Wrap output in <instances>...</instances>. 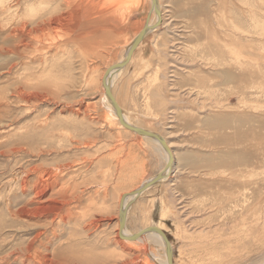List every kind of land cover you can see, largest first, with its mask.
<instances>
[{"label":"rangeland","instance_id":"374dc122","mask_svg":"<svg viewBox=\"0 0 264 264\" xmlns=\"http://www.w3.org/2000/svg\"><path fill=\"white\" fill-rule=\"evenodd\" d=\"M159 2L161 24L109 89L129 121L163 137L174 157L168 178L131 202L124 226L136 234L159 225L174 264H264V0ZM39 7L0 0V258L13 246L26 249L33 234L21 232L34 230L42 233L33 243L41 257L31 251L24 264L46 254L72 264H160L144 238L116 244L118 205L168 162L113 121L101 88L105 71L154 17L150 0H73L60 12L65 22L47 32L52 38L28 34ZM48 9L58 10L52 2ZM244 120L254 136L234 132ZM238 138L254 144L249 158L259 160L249 186L223 166L238 154ZM37 165L60 184L45 194L52 209L33 220L15 213L32 196L20 192L22 171ZM72 190L76 199L56 212Z\"/></svg>","mask_w":264,"mask_h":264},{"label":"bare ground","instance_id":"6f19581e","mask_svg":"<svg viewBox=\"0 0 264 264\" xmlns=\"http://www.w3.org/2000/svg\"><path fill=\"white\" fill-rule=\"evenodd\" d=\"M33 1V3L34 4H37V5H39V6H42V9L39 7V9L38 10H36V8H34L35 9V14L32 16V24H34V26H33V28L31 29V30H29L28 31V34H30V35H32V34H36V35H38L37 37H45L47 34L48 35H50L51 36V33H47V32H50V30L51 29H56V27L57 26H61L62 24H63V22H65V20H66V17L65 16H63V15H61L63 12L65 13V10L66 9H68L69 8V6H71L72 5V1L73 0H32ZM118 1H121V0H118ZM55 3L56 4V6H57V11H55V10H52V9H48L49 8V5H50V3ZM124 2V1H123ZM150 4H151V11H152V16H154L153 18H152V20L150 21V23H148V25H145L144 27H147V29L145 30V32H144V35H143V37H142V40L144 39V37H145V35L146 34H148V32H152L156 27H158L161 23H159V25L158 26H156L155 24H156V22L159 20V22L161 21L162 22V20H163V17H162V13H161V4H160V2H159V0H154V4H153V1L152 0H150ZM34 6V5H33ZM38 7V6H37ZM33 9V8H32ZM60 12H61V14H60ZM5 21V20H4ZM8 21V20H7ZM6 21V22H7ZM27 26V23L26 22H23L22 24H21V28H24V27H26ZM143 27V28H144ZM143 28H142V30H143ZM29 29V28H28ZM195 29V28H194ZM141 32V31H140ZM55 32H53V34H54ZM56 34V33H55ZM140 33H138L137 34V36L139 35ZM136 36V37H137ZM136 37H134V39L136 38ZM51 38H52V36H51ZM54 38V37H53ZM37 39V38H36ZM134 39L132 40V42H131V44L129 45V49L126 51V53L124 54V56L122 57V59L119 61V62H116V64H120V63H123V62H125V58H126V55H127V53H128V51H130V49H131V46H132V43H133V41H134ZM141 40V41H142ZM141 41H140V43H141ZM49 43V42H48ZM22 45V44H21ZM50 45V44H49ZM138 45V44H137ZM137 45L135 46L136 48H137ZM58 48V47H57ZM135 48V49H136ZM135 49L132 51V53H131V55H130V57H129V61L128 62H126L125 63V65L123 66V67H118V68H116L115 70H112L111 72H109L108 74H107V76H104L105 74H103V76H102V79H101V88L103 89V92H102V99L104 100V102H105V104H106V109L108 110V112L109 113H111V115H112V118L114 119L113 121H117L118 122V124H119V126L121 127V128H123V126H121V124L119 123V118L117 117V115H118V113H116V110L114 109V107H113V105L111 104V102H110V99L108 98V97H106V95L105 94H103L104 93V87H103V84H104V82H105V84L110 88V87H112L113 86V84H114V82L116 81V78H117V75L123 70V69H125L129 64V62H130V60H131V56L133 55V52L135 51ZM236 55H238L239 57H240V52L239 51H237L236 53H235ZM234 54V55H235ZM238 56H235L234 58H236V57H238ZM46 57V56H45ZM11 61V60H10ZM15 64V63H14ZM115 66V65H114ZM222 70V69H221ZM221 70H218V73H220L221 75H223V74H225L224 72H223V70L221 71ZM227 77V76H226ZM225 77V78H226ZM237 77H239V78H241V76L239 75V74H237ZM223 82V81H222ZM17 92V91H16ZM18 92H20V91H18ZM18 94V93H17ZM111 94H112V91H111ZM114 95L112 94V97H113ZM114 99H115V97H114ZM115 102L117 103V101H116V99H115ZM117 106H119V104L117 103ZM119 109H120V113L122 114V117H123V119H124V122L128 125V126H130V127H133V128H135V127H137L136 125L134 126L130 121H129V119L127 118V116L123 113V111L121 110V107L119 106ZM247 120H244L243 121V123H241V124H238V125H235L234 127H233V130H234V132H236V133H240V131L243 133V134H248V135H250L251 134V136H254L255 135V131L254 130H251V129H246V124H247V122H246ZM137 128H139V127H137ZM123 129H125V128H123ZM140 129H142V128H140ZM125 130H127V129H125ZM143 130H145V129H143ZM128 131V130H127ZM130 132V131H129ZM149 132V131H148ZM135 134V133H134ZM137 134V133H136ZM155 134H157V133H155ZM234 134V133H233ZM158 135V134H157ZM246 137H247V135H245ZM142 137H144V136H142ZM248 137H250V136H248ZM247 137V138H248ZM161 138V137H160ZM163 138V137H162ZM161 138V139H162ZM255 138V137H254ZM144 139H146V140H148V141H150V143L152 142L154 145H156L157 146V150L158 151H160L162 154H163V156H164V160L166 161V162H168V159H170L171 158V160H172V158L174 157V155H173V153H172V150H171V146H170V144H168V143H166V141L164 140V138L162 139L164 142H165V144H166V146H167V148H169V151H168V153L166 152V150H164V148L162 147V145L161 144H159L155 139H150V138H147V137H144ZM241 139V138H240ZM239 138L237 139V145H234V147H236L237 149H238V154H234V155H231V159H230V156L229 157H227L228 159H226L224 162H223V166H224V168H225V172L229 175V176H231L232 178H241L242 180H243V182L247 185V186H249V182L247 181L248 179H251V178H253V177H255V174L253 173V170H252V166H253V162H252V159H255L256 160V162H259V160H258V156H257V154H255V156L253 157V158H249V152H250V149L249 148H251V146L253 147V145L254 144H252V143H247V142H249V140H247V142L245 141L246 140V138H244L243 137V139H245L244 141L243 140H240ZM231 143V142H230ZM239 143V144H238ZM235 144V143H234ZM256 145L257 146H259L260 144L259 143H256ZM18 151H20V150H18ZM246 153H248V154H246ZM257 153V152H256ZM246 154V155H245ZM1 155H2V153H1ZM245 155V156H244ZM247 158V159H246ZM230 159V160H229ZM233 159V160H232ZM170 167H171V165H170ZM170 167L169 168H164L160 173L162 174V177H163V179H161V181L162 180H164V179H167L166 178V176H167V174H168V172H169V170H170ZM52 168V167H51ZM56 169H58V168H56ZM174 170V169H173ZM173 170L171 171V172H173ZM41 171V172H40ZM31 174H35V175H37L36 177H37V179H36V183L34 184V185H31V184H29L28 185V183L27 182H29V181H27L26 180V178L28 177V176H30ZM159 174V173H158ZM59 175V174H58ZM261 175V174H260ZM56 178H58V176L57 175H55V174H53L52 172H50L49 170L48 171H46V172H44V170L41 168V166L40 165H37V167H34V168H30L29 170H24V171H22V176H21V179H20V183H19V188H20V192H21V194L22 195H30V194H32V196L30 197V199H27V200H25V205L23 206V208L21 209V210H19V211H16V213H15V215H19L20 216V213H22V212H26V213H29L30 214V216H29V218L31 217V219L33 218V220L34 219H38L40 216H41V209H43V207L45 206V210H50V209H52V207L50 206V205H46V204H48V202L47 201H49V200H51V199H47L46 197H45V194L48 192V190L50 189V191L52 192V190L54 191V185H56V184H60V181H58V180H56ZM152 178H154V177H152ZM35 180V179H34ZM151 180H153V179H151ZM151 180H149L148 182H150ZM31 182V181H30ZM33 182V181H32ZM147 182V183H148ZM160 182V181H159ZM163 182H165V181H163ZM262 182V181H261ZM34 183V182H33ZM147 183H145V184H147ZM260 183V182H259ZM144 184V185H145ZM157 184V183H156ZM155 184V185H156ZM16 187H17V185H15ZM29 186V187H28ZM59 186V185H58ZM62 186V185H61ZM64 186V185H63ZM63 186L62 187H60V189H62V191H63ZM143 186V185H142ZM15 188V187H14ZM28 188H30V191H29V189ZM58 188V187H57ZM152 188V187H151ZM32 189V190H31ZM59 189V190H60ZM150 189V188H149ZM148 190V189H147ZM61 191V190H60ZM146 191V190H145ZM144 191V192H145ZM30 192V193H29ZM134 192H136V190L135 191H133V192H130L131 194L132 193H134ZM52 193H54V192H52ZM130 193H124V194H122L121 195V197H120V201H119V205H118V209L119 208H122L124 211H126V215H125V222H126V220H127V217H128V209L130 208L129 206H130V204H131V202L133 201V200H135L136 198H135V196H131V194ZM143 193V192H142ZM58 195L57 196H59V197H63V196H61V194H59V192L57 193ZM125 195V196H124ZM52 196V195H51ZM55 196H56V193H55ZM125 197V198H123V200H122V197ZM245 196V195H244ZM28 198V197H27ZM76 199V196H75V190H72V192H71V194H70V196H69V198H62V200H60V202H59V205H58V203H57V207H56V212L57 211H59L60 209H62L63 207H66V206H69V205H71V202L73 201V200H75ZM53 201V200H52ZM43 202H45V204H43ZM20 204V203H19ZM31 204V209L30 210H28L29 208H27L29 205ZM61 204V205H60ZM244 204H245V201H244ZM39 205V206H38ZM54 206L56 205V202H55V204H53ZM25 208H27V209H25ZM67 208V207H66ZM68 209H70V208H68ZM66 210V209H65ZM71 210V209H70ZM52 211H54V209L52 210ZM44 212V211H43ZM46 212V211H45ZM118 212H119V210H118ZM47 213V212H46ZM59 213V212H58ZM60 214V213H59ZM66 214H69L68 213V211L66 212ZM27 215V214H26ZM22 217H24V216H22ZM47 217V216H46ZM52 217V216H51ZM54 217V216H53ZM48 219H49V217H47ZM66 219V218H65ZM55 220V219H54ZM54 220H52L51 219V222H48V224H51V223H53V221ZM118 224V223H117ZM125 225V224H124ZM89 227V226H88ZM155 227V229L154 230H152L153 228ZM154 227H147V228H144V229H141L140 231H142V230H148V229H150L149 231H147L145 234H143L142 236H140L139 238H138V240L139 241H142V239L144 238L145 240H146V242L147 243H149L148 244V246H149V250H150V254H149V256H150V259H152L153 261L155 260V261H157L158 263H160V264H168L167 263V259H166V243L162 240V237H161V234L158 232L159 230L160 231H163L161 228H160V226L158 225V226H154ZM87 229V228H86ZM88 230V229H87ZM139 232V231H138ZM16 233H18V232H16ZM20 233V232H19ZM21 233H26L25 235H31V234H33V237H32V239L29 241V244L27 245V248L25 249H23V247L22 248H18V247H15V246H13L14 248H15V250H13L12 252H7V255L6 256H4L3 258H0V259H7V258H10V257H13V256H15L17 259H20V263L21 264H24V261H25V259L26 258H29V255H28V253L29 252H31V251H33V253H34V255H35V257H38V258H40L41 257V253H38L37 252V249L35 248V247H33L34 245H33V243H35V242H37V240H39L40 239V236H41V232L39 231V233L38 232H36V231H23V232H21ZM81 234V233H80ZM136 234H138V233H136ZM122 235L124 236V237H127V238H129L130 236H133L134 234H131V233H129V231L125 228V226H124V229L122 230ZM13 238H14V236H13ZM20 238H22V237H20ZM17 239V238H16ZM15 239V240H16ZM118 239H120L119 238V234H118ZM9 240V239H8ZM138 240H135V241H138ZM124 241H126V242H130V240H127V239H125V238H122V239H120V240H118L117 242H116V244H119V245H122L123 244V242ZM135 241H133V242H135ZM138 241V242H139ZM1 242V241H0ZM16 242H19V241H16ZM132 242V241H131ZM4 243V242H3ZM125 243V242H124ZM145 243V242H144ZM13 244V243H12ZM15 245H17V244H15ZM124 245V244H123ZM136 245V244H135ZM160 246L161 248H162V250H160L161 251V254H163V256L161 257V256H158V254H157V256H156V254H154L153 252H152V250H151V247L152 246ZM148 246H146L143 250H145V249H147L148 248ZM170 246H171V244H170ZM40 247H43L44 248V246L42 245V246H40ZM157 247V248H158ZM17 248V249H16ZM11 250H12V248H11ZM162 251H163V253H162ZM50 252V254L52 253V251H49ZM45 254V253H44ZM52 257V258H51ZM51 257H49V256H47V254H46V256L45 257H43L46 261L45 262H43L44 264H72L71 262H69L68 260H67V258H60L61 259V262H63V263H61V262H59L58 260H55V259H53L54 258V256L53 255H51ZM43 258H42V260H43ZM78 259V258H77ZM94 259V258H93ZM120 259V258H119ZM172 259V258H171ZM79 260V259H78ZM82 261V260H81ZM173 261H174V259H172V264H174L173 263ZM7 262V260L6 261H3L2 263L3 264H5ZM42 262H40V260H38V262H37V264H42ZM93 261H89V263H81V264H93L92 263ZM116 262V261H115ZM123 262V261H122ZM1 263V264H2ZM80 264V263H79ZM123 264H125V263H123Z\"/></svg>","mask_w":264,"mask_h":264},{"label":"water","instance_id":"95a60500","mask_svg":"<svg viewBox=\"0 0 264 264\" xmlns=\"http://www.w3.org/2000/svg\"><path fill=\"white\" fill-rule=\"evenodd\" d=\"M152 1H153V4H154V0H152ZM146 29H147V27H144L143 30L140 32V34L134 39V41L132 43V46H131V49H130V51H128V53L126 55L125 62L120 63V64H116L115 66H112V67H109L105 71V73H104L105 75L104 76H107V74L109 72H111L112 70H115L118 67L119 68L123 67L125 65V63L129 61V57H130L132 51L136 48L135 46L137 44H139L140 41L142 40V37H143L144 32H145ZM103 87H104V94L106 95V97H108L110 99V102L113 105L114 109L116 110V113H118L117 117L119 118V123L121 124V126H123V128L127 129L128 131H130L132 133H137L138 135H141V136H144V137H147V138H150V139L151 138L155 139L159 144L162 145L164 150H166V152L168 153L169 148H167L165 142L157 134H155L154 132H148L146 130H143V129H140V128H137V127H135V128L130 127L124 122L122 114L120 113L119 106H117V103L115 102L114 97H112L111 90L105 84V82L103 84ZM172 161L173 160H171V158L168 159V163L166 164L165 169L170 167V165L172 164ZM153 177H154L153 180H151L147 184L141 186L140 188L136 189V192H134L132 194L130 193L131 196H135V198L137 199V197H139L142 192H144L145 190L153 187V185H155L156 183L161 181V179H163L161 173L156 174ZM124 196L122 197V200H123V198H125ZM119 211L120 212H119L118 228H119V238L120 239L125 238V239L130 240V241H135V240H138V238L140 236H142L143 234H145L147 231L150 230V229H148V230L139 231L138 234H134L133 236H130L129 238L124 237L122 235V230L124 229L126 211H124L122 208H119ZM154 229H152V230H154ZM158 232L161 234L162 240L166 243V259H167V263L168 264H172V259L171 258L173 256V250H172V247L170 246L171 242H169V238L166 236L165 232H162L160 230Z\"/></svg>","mask_w":264,"mask_h":264}]
</instances>
